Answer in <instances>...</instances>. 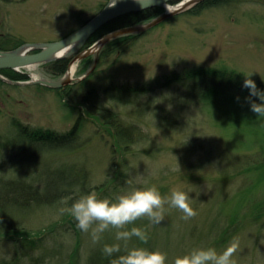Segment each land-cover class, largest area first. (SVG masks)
<instances>
[{"label":"rangeland","instance_id":"rangeland-1","mask_svg":"<svg viewBox=\"0 0 264 264\" xmlns=\"http://www.w3.org/2000/svg\"><path fill=\"white\" fill-rule=\"evenodd\" d=\"M109 1L0 0V43L7 36L23 43L62 39L80 28L84 20L96 15L101 5ZM202 1L174 15L170 21L144 31L121 59L112 56L88 79L85 76L93 71L94 62L91 61L85 71L86 64H82L85 58L78 61L72 84L68 85L77 90L74 101L62 100L56 89L38 84L11 86L0 83V136L15 133L11 125L13 118L29 128L65 134L75 126L80 109L88 111V106L81 103L82 95L91 87L112 79L147 82L175 72H187L197 66H216L236 69L248 76L252 74V78L264 82L261 77L264 76V5L241 3L206 9L199 15L189 13ZM23 70L34 78L58 79L52 77L43 64ZM165 105L175 108L168 102ZM121 113L135 122L138 120L125 108ZM152 114H146L142 124L151 135V142L133 144L126 150L124 145L120 147L105 125L86 113L83 147L48 154L39 163L40 169L31 168L25 172H39L47 179L51 176L49 172H55L62 165L60 163H80L87 169L88 185L100 198H115L132 188L144 186L145 182L148 186L155 184L165 197H169L174 189H191L189 195L194 199L192 206L197 212L194 217L185 220L180 210L166 204L165 218L160 224H150L147 217H142L127 226L128 229L151 230L152 248L166 252L167 264H173L177 256L203 247L208 221L220 218L222 209L226 210L225 205L232 197L227 199L234 195L233 189L248 183L252 172L247 170L260 163L263 155L258 146L240 150L238 141H248L247 137L230 133L233 128H227L228 124L225 127L227 121L222 120V126L220 119L214 118L203 103L182 108L178 126L157 123ZM260 118L264 120V117ZM255 122L257 127L264 125L263 121L259 123L255 119ZM191 139L211 146L214 151L211 161L200 163V153L190 154L184 149L183 142ZM50 165L58 166L51 168ZM17 174L25 177L24 171ZM221 186L231 190L227 189L222 196L221 191H216V187ZM256 199H264V192H259ZM72 204L66 199L58 204L37 207L23 219L25 229L35 236L43 235L44 242L49 245H55L57 241L59 245L72 246L76 239L66 232L70 226L66 214H71L67 209ZM61 209L65 211L61 212ZM249 216L232 238V241H239L232 259L236 264H264V217L252 222ZM116 231L112 228L105 231L100 241H110L107 245L123 244L116 240ZM5 236L0 234V239ZM79 237L83 256L100 244V241L92 242L90 233L82 232ZM5 242H1L4 245H0V255L8 251ZM136 246L141 243L133 237L128 247ZM225 248L217 251L222 252Z\"/></svg>","mask_w":264,"mask_h":264},{"label":"trees","instance_id":"trees-1","mask_svg":"<svg viewBox=\"0 0 264 264\" xmlns=\"http://www.w3.org/2000/svg\"><path fill=\"white\" fill-rule=\"evenodd\" d=\"M241 3L264 5V0H204L190 9L189 13L199 15L206 9L224 8ZM105 5L106 3L102 4L101 9ZM164 11V7L154 6L120 16L97 30L89 38L87 46L119 28L149 22ZM172 17L160 24L170 21L174 18ZM90 19L84 20L80 27ZM143 33L117 37L109 41L95 57L85 58L82 61V64H86L85 71L91 61L95 64L97 60L93 71L89 72L86 78L96 74L99 67L112 56L116 55V59H121ZM11 39L7 36L0 43V49H13L23 43V41H12ZM69 62L70 58L58 59L45 63L43 66L52 77L59 78L68 71ZM0 73L12 80L30 79L28 74L14 69H1ZM245 75L248 76L244 72L228 67L197 66L187 72H175L164 78L147 82L112 79L100 86L91 87L82 95L81 103L88 106V111L84 112L80 109L75 126L65 134L49 129L29 128L13 118L11 125L15 133L0 136V234L2 236L6 234L5 239H0V245H4L1 242L6 241L5 246H8V251L0 255V264H110L115 256L106 257L102 251L104 245L111 244L110 241L101 240L98 246L91 248L89 253L83 256L82 241L79 237L82 231L77 228V221L71 214H66L70 225L66 232L76 239V243L72 246H66L63 243L59 245L57 241L55 245H49L44 242L43 235L35 236L24 226L23 219L33 213L37 207L58 204L66 199L74 203L81 195L91 192L92 188L88 185V172L85 166L80 163L50 165L48 167L57 168L58 166L59 168L55 172L50 171L51 176L47 179H44L39 172L35 174V171L25 172V170L40 169L42 166L39 163L48 154L75 151L83 147L85 145L83 132L87 121L86 113L105 125L120 147L124 145L125 149L129 150L133 144L151 142V135L144 130L142 125L145 123L146 114L152 112L157 123L178 126L180 124V121L178 122L179 113L182 108L196 103L206 105L211 115L217 120L220 119L222 126V120L227 121L225 127L228 124L227 128H233L230 133H239L247 137L248 141H238L240 150L253 149L258 146L263 155L260 163L247 170L252 172L248 183L238 185L236 189H233L234 195L227 199L232 197L228 203L226 202L227 204L225 203L226 210L222 209L220 218L216 217V219H211V222L208 221V227L204 229L206 236L203 247H214L217 250L227 247L248 215L251 216L252 222H258L264 217V199H256L259 192H264V125L257 127L255 119L259 123L263 121L262 124L264 120L257 118L250 109V104L246 99L249 89L242 86ZM252 79L259 89L264 90V82ZM0 83L15 85L2 79ZM41 87L46 86L41 85ZM56 90L62 100L64 98L74 101L77 96V90L73 86ZM165 102L171 103L178 110L168 108ZM64 103L70 105L65 101ZM124 108L139 121L135 122L124 117L121 113ZM183 145L190 154L200 153V163L211 161L214 156L211 146L205 142L191 139L185 140ZM19 171H24V178L17 174ZM227 189L223 186L216 187V191H221L222 196ZM146 231L148 241L146 244L140 242L141 246L154 250L150 237L151 230L146 229Z\"/></svg>","mask_w":264,"mask_h":264},{"label":"clouds","instance_id":"clouds-1","mask_svg":"<svg viewBox=\"0 0 264 264\" xmlns=\"http://www.w3.org/2000/svg\"><path fill=\"white\" fill-rule=\"evenodd\" d=\"M251 77L252 74L246 76L242 85L249 89L246 99L251 111L257 117H264V90L259 89ZM261 77L264 79V76ZM191 192V189H174L169 197H165L155 184L148 186L145 182L144 186L132 188L115 198H100L95 191H91L77 198L67 211L77 221L79 230L90 233L94 244L100 241L105 231L117 229L116 240L123 244H106L102 249L106 257L115 256L110 264H167V253L160 249L142 246L129 248L128 242L133 237L146 244L148 235L146 230L139 227L128 229L127 226L142 217H147L150 224H160L165 218L166 204L180 210L185 220L194 217L197 212L192 206L194 199L189 195ZM60 211L64 212L65 209ZM238 247L239 241L234 239L222 252L214 247L196 248L177 256L173 264H236L232 258Z\"/></svg>","mask_w":264,"mask_h":264},{"label":"water","instance_id":"water-1","mask_svg":"<svg viewBox=\"0 0 264 264\" xmlns=\"http://www.w3.org/2000/svg\"><path fill=\"white\" fill-rule=\"evenodd\" d=\"M200 1L202 0H110L82 27L62 39L51 42H28L13 49H0V70L14 69L30 76L29 80H12L0 73V79L16 85L38 84L53 89L65 88L72 84V76H70L72 67L88 56L97 55L109 41L123 35L151 29ZM112 3H115L114 6ZM154 6H162L165 11L149 22L119 28L104 35L92 45L87 46L89 38L108 22L125 14ZM65 58H70L68 71L58 79L34 78L30 73L23 70ZM96 64L97 60L94 67Z\"/></svg>","mask_w":264,"mask_h":264},{"label":"bare ground","instance_id":"bare-ground-1","mask_svg":"<svg viewBox=\"0 0 264 264\" xmlns=\"http://www.w3.org/2000/svg\"><path fill=\"white\" fill-rule=\"evenodd\" d=\"M74 73H75V66H74V67H72V69L70 70V76H73V75H74Z\"/></svg>","mask_w":264,"mask_h":264}]
</instances>
